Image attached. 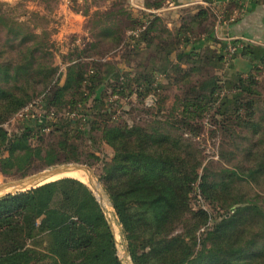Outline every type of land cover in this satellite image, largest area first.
<instances>
[{
    "label": "trees",
    "instance_id": "16d2710c",
    "mask_svg": "<svg viewBox=\"0 0 264 264\" xmlns=\"http://www.w3.org/2000/svg\"><path fill=\"white\" fill-rule=\"evenodd\" d=\"M39 1L47 9L52 0ZM165 2L156 0L152 4L157 10ZM4 6L0 3L3 174L19 179L41 167L66 163L91 167L101 161L99 182L122 225L134 264H264V109L259 107L261 94L252 75L245 79L240 73L237 80L225 81L212 77L201 85H191L192 91L177 99L166 120L155 119L149 125L111 121L115 114L112 106L101 109L106 104L102 99L106 92L100 98L96 95L98 88L106 84L112 87V95L118 96L113 103L134 92L144 97L153 90L157 72L169 77L176 71L179 78L186 79L199 69L194 66L196 62L223 64L228 60V45L223 46V54L209 48L190 52L187 46L210 26L226 21L241 7L239 3L200 8L196 14L181 18L176 33L153 11L144 21L133 19L134 24L144 28L141 35L145 47L139 51L150 59L143 69L136 67L135 73L114 68L104 73L107 77L100 75L102 64L94 63L98 69L89 68L83 61L91 57L89 53L97 48L96 44L66 57L69 63L64 73H59L49 32L38 24L31 26ZM29 13L46 16L40 11ZM103 32L112 46L122 43L124 33L115 24ZM230 44L239 46L241 41ZM243 46L242 56L254 69L264 64V52L259 47ZM176 51L172 60L171 52ZM165 61L172 63L166 67ZM183 61L193 64L185 69ZM90 70L93 74L88 77ZM87 78L89 94L84 95L80 92ZM227 88L229 94L224 93ZM40 96H44L43 108L40 115L31 116L32 123L45 126L48 121L53 129L35 135L26 126L10 133L4 124ZM82 102L91 106L78 112L83 116L72 128L75 124L66 113ZM160 103H165L164 98ZM205 116L217 119L224 134L229 131L231 138L246 141L241 152L247 165L216 172L204 165L201 150L181 132L187 128L198 134V123L194 121ZM85 142H89V148H85ZM100 143L113 149L110 160H101L95 153ZM231 154L225 150L222 157L226 160ZM196 184L205 201L214 205L216 212L221 211L219 217L200 205L193 208ZM241 184L257 191L249 193ZM235 205L237 209L231 212ZM0 264L123 263L95 193L85 182L64 177L0 197Z\"/></svg>",
    "mask_w": 264,
    "mask_h": 264
},
{
    "label": "rangeland",
    "instance_id": "374dc122",
    "mask_svg": "<svg viewBox=\"0 0 264 264\" xmlns=\"http://www.w3.org/2000/svg\"><path fill=\"white\" fill-rule=\"evenodd\" d=\"M39 1V0H16L15 2H4L0 1V3L5 4L4 7H9L10 11L13 12L14 15L20 16L23 20H26L29 22V24L34 25L38 24L40 27L45 28L50 35V39L53 43V51L55 53V64L59 66V73H64L65 66L67 63H69V59H66V57H69L72 53L84 49L85 47L90 48L89 45L96 44L97 48L92 50L89 54H91V57L83 58V61L85 63L89 64V68L92 66L94 68H97L94 66V63L96 64H102L100 71H102V74L100 75L107 77L104 73H106L107 70H113L119 69L121 72L135 73L136 67L138 69H143L146 61H149L150 57L148 58V55H144L143 51H139V49L145 47V44L143 42V35H141L144 28H142V25L134 24L132 22L133 19H147V13L145 11H139L137 12V15L133 14V11L131 8L127 5V0H110L109 2L107 0H93L90 5H86L87 7L85 11H90V9L93 10V7L95 4L101 7L102 10H97L92 13V17L90 18L88 24H87V33L85 32L83 35L78 34H72V35H66L64 37H61L59 35L60 29L62 28L61 22H59L57 19L53 17V14L55 13L56 7H57V0H52L49 2V7L45 9V3ZM44 7V10L41 8ZM107 7V9L105 8ZM171 8L169 4H165V7L161 10H164L161 12V10H156L153 12H156L157 15L159 13L163 15V12H165V9ZM82 9H84V6H82ZM30 11H41L46 16H33ZM103 11V12H101ZM179 21L181 22V18L190 17V11L183 9L179 12ZM164 25L173 24L171 21V18L167 16V19L165 16L162 17ZM176 20V18H175ZM115 24L121 30L123 31V41L122 43L114 47L112 46V41L109 38L103 37V31L108 26ZM41 29V28H40ZM197 38H201L203 35H196ZM1 38H3L1 36ZM124 42V43H123ZM134 47V48H133ZM133 49V50H131ZM131 50V51H130ZM182 49L178 50V53H180ZM130 51V52H129ZM191 52V51H190ZM140 53V54H139ZM174 52H171V57ZM189 53V52H188ZM229 53H226V58H229ZM170 57V59H171ZM160 61V60H159ZM66 62V63H65ZM165 66L168 67L172 61H165ZM164 63V61H163ZM214 61H199L194 64V66L198 67L199 69L193 73L191 78L181 79L179 78V73L176 71H173L171 74H169V77L165 76L161 72H157L155 79L153 81V90L148 94L147 96H142L139 92H134L130 97L124 99L122 98L118 103H113L114 100L118 98V96H113V89L112 87L106 86V84H103L100 89L97 90V97L100 98V95L102 93L106 92V96L102 99L106 100L105 106H101V109L105 111L109 105L112 106L113 110H115V114L112 118H110L111 121L116 123L126 122L129 125L133 124H139V125H149L151 123L155 122V119H158L160 121L166 120L170 116L171 109L175 103H177V99L183 98L186 93H190L192 91L191 85H201L205 81L211 79L212 77H217L223 81L232 78V80L236 79V75L243 74V77L245 79H248V76L251 74L254 80L256 81V88L261 94V103L259 104L260 109H264V64L259 63L256 66V69H254L253 64L251 66V69L249 70L248 67L242 66H236L234 68V61L226 60L223 64L220 65H213ZM193 63L188 61H183V66L185 69H187L189 66H191ZM146 68V67H145ZM201 68V70H200ZM250 68V67H249ZM98 69V68H97ZM238 69V70H237ZM254 69V70H253ZM186 71V70H185ZM92 71H89V75H92ZM62 75V74H61ZM178 80H176V78ZM249 77V78H250ZM110 79V78H109ZM231 80V79H230ZM90 78L85 81L84 87L81 89V94L87 95L89 94L88 86ZM64 78L61 79V84H63ZM105 89V90H104ZM225 90L224 93L229 94L230 89ZM234 94V93H233ZM231 95L233 97L234 95ZM95 95V97H96ZM222 94L221 96H223ZM161 98H164L165 103H160ZM37 101L44 102V96H40L36 99ZM35 100V101H36ZM222 100V99H221ZM161 105L163 108H161ZM91 106L88 102H82L77 104V106L74 108V110L66 113L69 115V119L72 122V124H75L77 120L81 119L83 114H80L78 112H81V110H85L86 108H89ZM84 108V109H83ZM41 108L37 105L30 106L27 110H24L23 114L27 115L23 119L17 114L15 117L11 118L7 123L4 124L5 128L10 132H19L24 129L26 126H30L32 128V132L35 135H45L53 129V126H51L48 121L44 125H34V119L31 117V115H34L35 113H39ZM40 110V111H39ZM261 110V111H262ZM258 112V115L260 112ZM257 115V116H258ZM85 117V116H84ZM51 119V118H49ZM52 120V119H51ZM49 120V122L51 121ZM84 121H82L83 123ZM194 123H198V134L194 135L193 133L183 129L181 132L184 137L192 138L193 144L196 147V149L201 150L202 152V158L204 159V165L207 166L211 171L216 172L220 171L223 168H234L237 166H245L247 165V162L245 161L244 156L242 155V149L243 146L246 145V141L240 138H231V135L229 136V131L226 132V134L223 133V128L221 125H219L217 119H213L212 117H203L199 120H195ZM77 124L73 125L72 128H75ZM84 125H81L80 129H83ZM185 131V132H184ZM83 146V144H82ZM85 148H89V142H85L84 144ZM83 146V148H84ZM98 149L95 150V153L101 157V160L107 161L110 160L114 154L113 149L108 146L107 144L100 143L98 144ZM228 150L232 152L231 156L228 155V159H224L222 155L224 154V151ZM3 153L0 154V157H3ZM69 164V163H66ZM71 164H79V163H71ZM61 165V164H57ZM84 165V164H79ZM56 166V165H55ZM47 168H37L31 172L26 177L32 176L38 172L50 169L52 167ZM87 168L90 169V171L94 175V179L97 182L98 187L101 190L102 193V200L104 201L105 205L109 207V212L112 215V225L113 229L115 231V236L117 240L118 245V254L123 264H126V261L124 259V250L123 245L125 243L123 237L120 233V227L116 223L115 216L113 214V208L109 201L108 196L106 195L101 183L99 182L98 174L102 171L103 163L97 162L93 166L89 167L87 165H84ZM75 171H83V170H75ZM69 172V171H68ZM23 177V178H26ZM23 178L14 179L8 175H5L0 170V187L7 186L10 183H13L15 181L21 180ZM64 178V177H62ZM51 179V178H50ZM60 179V178H59ZM57 180V179H56ZM86 180L85 182H87ZM245 187V190L249 193H252L255 190L253 187L247 188V185L241 184ZM240 185V189H241ZM195 192L194 197L195 200L192 204L193 208H198L199 205L202 206V208L208 212H210L212 215L215 216V218L219 217L221 211L216 212V207L214 205H211L210 203L206 202L205 199L201 196L199 191V184L195 185ZM11 191L10 188L5 189L2 193ZM97 195V194H95ZM97 197V196H96ZM103 203V202H102ZM104 205V204H103ZM105 207V206H104ZM238 205H235L231 208V212H234L237 209Z\"/></svg>",
    "mask_w": 264,
    "mask_h": 264
},
{
    "label": "crops",
    "instance_id": "0c3cea01",
    "mask_svg": "<svg viewBox=\"0 0 264 264\" xmlns=\"http://www.w3.org/2000/svg\"><path fill=\"white\" fill-rule=\"evenodd\" d=\"M0 1L15 2L16 0ZM92 1L93 0H57V7L53 17L62 24L59 33L61 37L72 34L83 35L85 32L87 33V24L92 17V13L97 10H102L100 6L95 4L93 10L90 9V11H85L87 8L85 6L90 5ZM107 1L109 2L110 0ZM155 1L156 0H127V5L131 8L133 14L137 15V12L140 10L146 13L156 11L152 4ZM165 3L169 4L171 8L165 9L166 13L163 12V15L159 13V15L161 18L163 16H165L166 19L167 16L171 18L173 24H168L166 27L173 33H176L181 28V22L179 21L180 10L186 9L189 10L191 14H196L200 8H208L210 5L221 7L225 4L224 0H166ZM82 6H84V9H82ZM41 8L44 10V7ZM105 8L107 9V7ZM162 11L164 10H161V12ZM201 35H203L201 38L195 39L193 43L187 46L189 51L193 49L209 48L223 54L224 45H229V41L238 40L241 41V49L233 58L228 60L234 61V68L243 65L250 70L252 63L242 56V49L245 47L243 45L248 44L253 47H259L264 52V0L251 2L247 6L244 15L237 21H224L221 24L212 25L207 28L206 31H203ZM179 49H182V46H180ZM176 52L173 54H176ZM175 58L176 55H173L172 60H175Z\"/></svg>",
    "mask_w": 264,
    "mask_h": 264
},
{
    "label": "water",
    "instance_id": "95a60500",
    "mask_svg": "<svg viewBox=\"0 0 264 264\" xmlns=\"http://www.w3.org/2000/svg\"><path fill=\"white\" fill-rule=\"evenodd\" d=\"M75 170H83V171H85L88 174L89 180L87 182H85V183L92 189V191L95 194H97L96 196H97V199L99 201V204L101 205V207H102V209H103V211L105 213V216H106V218H107V220L109 222L111 230H112V232H113V234L115 236V231H114L113 225H112L111 213L104 207V205L102 203L100 193L97 190V182L94 179L93 173L90 171L89 168H87L84 165L71 164V163L56 165L55 167H52L50 169L38 172V173H36V174H34L32 176H29V177L23 178L21 180L15 181L13 183H10L7 186L0 187V197L5 196V195H10V194H16V193H19V192L28 191V190L33 189V188H35L37 186H40V185H42L44 183L50 182V181H47V180H49L50 178H52V177H54V176H56V175H58V174H60L62 172L75 171ZM51 181H53V180H51ZM7 188H10L11 191H7V192L2 193ZM113 214L115 216L117 225L120 227L121 236L123 237V239L125 241V243L123 245V250H124V259L126 261V264H134L132 259H131L130 252H129L128 241L125 238V235H124L123 230H122V225L120 224V221L118 219V216H117L114 208H113ZM115 238H116V236H115ZM116 243H117V240H116ZM117 248H118V245H117Z\"/></svg>",
    "mask_w": 264,
    "mask_h": 264
},
{
    "label": "built area",
    "instance_id": "2783aa9c",
    "mask_svg": "<svg viewBox=\"0 0 264 264\" xmlns=\"http://www.w3.org/2000/svg\"><path fill=\"white\" fill-rule=\"evenodd\" d=\"M230 1H234V2L239 3L241 5V7L239 9L235 10L234 12H232V14L229 16V18L225 22L237 21L238 19H240L244 15V13L247 10V6L251 2L258 1V0H224L225 4L227 2H230ZM230 42L231 41H229V45H228V53H229L228 59H231V56L237 51L238 47L241 48V44L239 46H233L230 44ZM34 105H37L38 107H40L41 108L40 110H42V108H43L41 101H35V102L31 103L30 105H28L26 108H24L22 111H20L18 113V115L23 119L25 116H27V115L23 114L24 110H27L30 106H34ZM40 113H41V111L37 114L40 115ZM31 116L33 117V115H31Z\"/></svg>",
    "mask_w": 264,
    "mask_h": 264
},
{
    "label": "bare ground",
    "instance_id": "6f19581e",
    "mask_svg": "<svg viewBox=\"0 0 264 264\" xmlns=\"http://www.w3.org/2000/svg\"><path fill=\"white\" fill-rule=\"evenodd\" d=\"M62 177H72V178H76V179H79L83 182H85L86 180H89L88 178V174L85 172V171H65V172H62L54 177H52L51 179L47 180V181H51V180H56V179H59V178H62ZM97 190L98 192L100 193V196H101V200H102V193H101V190L100 188L98 187L97 185ZM105 208L108 210L109 207H107L104 203V201L102 200ZM110 210V209H109ZM108 210V211H109ZM112 216V215H111Z\"/></svg>",
    "mask_w": 264,
    "mask_h": 264
}]
</instances>
